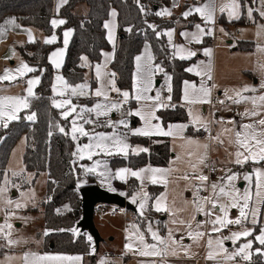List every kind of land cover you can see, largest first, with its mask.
Listing matches in <instances>:
<instances>
[{
  "label": "trees",
  "instance_id": "obj_1",
  "mask_svg": "<svg viewBox=\"0 0 264 264\" xmlns=\"http://www.w3.org/2000/svg\"><path fill=\"white\" fill-rule=\"evenodd\" d=\"M80 4L88 6L89 11L86 15L74 13ZM171 5V0H67L59 10V16L66 22L58 31L61 38L63 29L73 28V36L62 68V75L66 82L70 86L84 84L87 68L83 66L82 58L87 57L94 65L101 61L102 53L110 49L104 25L111 10L115 9L118 22V42L111 63V71L115 73L117 88L121 91L132 92L136 57L143 51L144 46L149 44L153 51L154 64L163 67L171 75L173 103L158 112L159 118L163 125L188 123L187 110L180 102L184 82L197 81V77L188 72V68L196 61V58L180 60L174 57L163 32L172 28H177L179 31L192 28L200 20L197 16L190 17L189 21L184 19L183 11L190 4L181 6L177 13L168 18L156 15L157 12ZM8 16L16 17L24 28H34L49 36L54 32L52 20L56 16L55 3L54 0H0V24ZM220 23L226 30H230L231 27L245 25L247 21L243 13L237 20L228 22L221 19ZM60 45L61 39L57 43L37 40L19 48L22 58L34 69L31 73L40 75V83L35 96L28 98V110L7 127L0 126V185L13 148L25 136L27 141L24 154L26 170L37 176L46 173L48 177L47 199L43 203V221L47 235L44 238L42 251L82 255L84 264H94L96 246L93 251L92 243L87 236L88 232H83L78 228L83 214L80 183L84 180V170L78 156L73 155L77 151L79 141H86L88 137L81 140L77 137L73 140L71 135L73 116L65 118L62 115L64 109L53 105V100H57L52 91L55 68L49 61V55ZM254 47L253 41H237L234 49L247 52L252 51ZM91 85L92 88L96 87L95 80H92ZM94 101L85 102L90 104ZM134 108L135 102L131 101L130 110ZM33 113H35V120L28 121L26 115ZM129 122L128 131L136 128L140 124V119L131 116ZM60 128H63L65 132H60ZM110 130V127H106L100 131ZM187 135L200 136L203 133L194 131L191 126H188ZM130 142L132 146L140 145L147 151L138 154L107 156L105 160L113 169L139 170L142 167L166 168L169 166L173 153L168 137L130 135ZM87 181L85 186L95 184L91 176ZM115 182L125 191V194L121 195L127 199L139 189V182L134 177L127 181L116 180ZM163 190L162 186L150 185L148 187L150 203H153ZM64 206H69V209L61 212ZM150 211L152 213V209ZM72 228L78 229L77 235L73 234ZM3 252L1 250L0 255Z\"/></svg>",
  "mask_w": 264,
  "mask_h": 264
},
{
  "label": "rangeland",
  "instance_id": "obj_2",
  "mask_svg": "<svg viewBox=\"0 0 264 264\" xmlns=\"http://www.w3.org/2000/svg\"><path fill=\"white\" fill-rule=\"evenodd\" d=\"M217 2L221 7L222 5L230 4L231 0H218ZM242 3L246 5L248 10L252 9L250 8L248 0H239L240 7ZM250 17L253 18V13H251ZM54 20L65 21V19L60 16L55 17ZM6 26L7 28H5V25L2 27L4 31L2 34H0V75H4L5 70H10L9 75L15 78L0 81V98L22 97L27 98L28 102V98H31L36 94V89L40 83V75H35L31 72H25L24 75H20V73L17 72V69H20L22 65H27L28 67H30L22 58L19 52V48L31 41L38 40L39 38L41 39L43 37V34L40 33V31H38L37 29L33 28H21L20 26L15 27L8 23H6ZM61 26H63V24H57L56 26H54L55 28L53 34L56 36L55 43L59 42L61 39V45L58 46L55 50H53V52L63 50L65 57L63 40L64 31L67 28L63 29V34L60 38L58 31ZM247 26L249 25H238L237 27L239 28V34H237L236 40L232 41L236 42L238 40L248 39L249 41H253L256 45L255 47L257 50V55L254 56L256 63L254 66V70H252V87L256 89V91H252V98L264 95V88L261 87V84H264V25H258L257 28ZM234 27H231L229 30L231 34H225L222 32H218V34L216 33L215 39L217 44H219L223 48H229V45L227 43L229 40L227 38L230 35L233 36ZM252 35V39L246 38L251 37ZM29 36H31V39H29ZM62 57L63 55L52 57V60L55 59L59 63H61ZM63 65L64 62L62 66ZM54 67L55 74H58V76L62 77V67ZM164 70L167 71L166 69ZM215 75L217 79L223 80L225 78L224 68L222 67L221 61L219 59L215 67ZM232 77L233 82H230V88L235 89L236 92H242L240 87H237L234 84V82L238 83L236 82V80L238 79L236 77V74L234 73ZM30 79L39 80V83L32 86V96H29L27 92V88L29 87L28 80ZM256 81L257 83H255ZM90 91L91 88L89 85H87V87L83 89V95H79L81 97L79 100L90 97V94H86V92ZM155 91H157V88L155 89ZM114 93L116 94L117 92ZM115 94H112V96L108 100L102 99L97 102L103 104L121 102V108L119 110H112L107 116H99L102 118V121L100 123L101 126L93 125L92 127V124L97 123V121L93 120L94 118L91 117V113H84L85 118L92 119L94 121V123L90 124L91 126L88 123H84V121L82 119H79L77 115L81 108H93L96 105L95 103H93L92 106H89L85 103L78 104L75 103L76 101H71V104L73 106H76L77 108V111L71 114L73 116L72 120H76L77 124L83 125L85 131L89 133V136H81L79 133H77V137L79 139H83L84 137L92 139V129L94 127H97L99 130L100 128H102V126H106L108 120H111L115 123V126L122 127L121 131L115 133V135L120 136L122 139H124V142L129 145V148L126 150L127 155L129 153L137 154L140 151L136 152L134 151V149H142L143 147L140 145L132 146L129 142L131 134L127 132L128 126L130 124L129 119L131 116H134L128 115L127 113L129 111H133L124 110L123 101L118 99ZM64 97L65 96H62L60 100L67 98V96L65 98ZM248 104L250 106L247 110L241 112L240 120L235 119L234 110L229 107H226L225 109L216 107L213 111L208 110L206 113H204L203 107L201 106H189L190 123L194 126L196 130H203L205 132V135L196 136L193 138H179L178 136H174L178 138H174L172 143V153L175 157L172 159L171 164L168 167V178L166 180L168 183L163 194L157 198L160 199L163 197L161 207L167 208L168 211H158L159 213L156 214L157 216L155 217L156 222H163L165 228L164 231L161 232L163 228H161V225L159 223L155 222V228H153L151 231H156L160 237H168L169 230H171L173 238L175 239V241H177V243L171 244V242H168V245H175L176 247L179 246V248H177V251L179 252L192 253L197 249H201L205 245L208 247L207 241L209 238H212L213 241L218 238L223 239V237L230 236L232 232L243 231L244 229L251 230L252 234L248 237H240L238 240H236L235 243H233L232 240H223V248L227 250V253H235L243 244L247 243L248 241L252 242V247L247 250L249 254L251 253L255 243L259 245V251H264V245H261L259 241L256 240V237L261 234V229L264 228V204L259 205L260 213L257 217L256 224H252L251 220L249 219L248 221H245L243 225L229 224L227 225V227H223L219 232H213L212 224L210 223V221L214 219L216 215H223L222 213H220L219 207H217V209L213 211L211 216L195 211V204L197 202L203 204L206 211L211 208V204L206 203L202 198L212 197L214 195L211 189V185L213 183L217 185H227V180L222 179L226 178L227 175L236 174L237 179L234 181V186L236 189H239L241 193H243L244 190L249 187H251L253 193L255 192L256 176L254 170H264V161L255 163L249 160L244 164H236L235 152L237 149L234 144L229 143V140L234 141L235 131H242L241 125L254 123L259 119L264 118V105H262L259 100H257V103L254 105L250 99L248 101ZM79 106L80 108H78ZM26 110H28V107H21L17 111L16 114L18 116V119ZM253 110L260 112V115H244V113ZM217 112L220 115L219 118L216 117ZM114 114L117 116L113 117ZM29 115H26V119ZM122 119L126 121L128 125L127 127L118 123ZM15 120H8L7 115H5L4 117L0 118V126L5 127V123L8 126L12 121ZM225 129H230L232 131H225ZM218 134H220L223 143H219L216 140L212 139ZM112 135H114V133L108 136ZM204 145H207V149L203 147ZM26 146L27 141L26 137L24 136L17 142L10 154L5 174L0 185V188L7 189L3 196H0V225L11 224L12 234L10 238L18 241V243L9 245L6 239L0 238V251H4L3 254L0 255V264H36V257L42 256L46 253L42 251V249H44V238L47 235L45 234L47 233V231L44 227L43 221V203L47 199L46 184L48 177L46 173H41L37 176L35 173L26 170L24 164V154L26 151ZM110 150L112 151V154L125 155L124 152H121L119 150L111 148ZM107 155L109 154L102 151L97 152V150H95V154L92 156V159L89 160L87 158V153H85V162H82V159H80L78 155L79 162L81 163V166L84 170V180L80 183V187H85L88 182V177L91 176L93 177L94 182L101 183V187L103 189L107 191H121L125 193V191H123L120 187L116 185V182H114L115 185L113 186L110 185V183L114 179L126 181L130 177H132L130 172L125 173V179H120L119 177H117L116 173L121 169H129L131 171L136 170L130 168L111 169L110 166L105 163V156ZM201 155H206L205 164L203 165L198 164V157H200ZM210 160H213L217 164L216 169L218 171L219 176L211 181H209L208 179L206 182H204L203 185H201V182L196 177L200 174L207 176L204 172V167L206 163ZM97 161L100 162V165L99 167H97L96 172H86L85 169L94 167ZM190 163H196L197 170H194L190 166ZM101 172H104L105 175L101 176ZM245 175L252 176L251 184L249 183V181L244 179ZM185 176H187L188 178L184 179L183 177ZM200 188L204 191L203 195H198V190ZM142 193H147L145 186H141V188L137 191L136 198L139 200V202L138 210L135 214L137 216H142L143 218L147 219L151 209H154L156 211L157 199L155 200L154 205L152 206V203H150V198L147 193L148 199L144 201L145 207L143 210H141L139 205L141 202ZM188 193L193 194V197L198 198V200L194 202L191 197L187 196ZM9 199L12 200L14 203L11 205L7 204L6 201ZM254 200L255 196L253 195V201ZM15 202H20L24 206L16 208ZM220 202H226V198L221 197ZM251 206L252 203L250 202V207ZM68 209L69 206H64L61 209V212H65ZM193 216L195 217V219L192 218ZM238 216V208L229 209V219L235 220ZM132 218L133 216H130L129 222L127 224V230H129V235L132 231H134L135 228L138 229L140 225V223L136 222L138 221V219L134 221V219ZM139 218L141 219V217ZM164 218L166 219L162 221V219ZM174 220L177 222L173 223ZM179 221H184V223H180ZM97 222L98 221L95 219V224L97 228H105V226L100 225ZM198 222L200 224L199 228H197ZM189 224L191 225V229H189L188 227ZM149 226L151 227V225ZM189 230H192L193 232H204L205 235L198 241L194 242V240L188 236ZM7 231L8 229L5 228V232ZM71 231L74 235H77L78 233V229L72 228ZM87 236L88 238L91 237L90 241L92 243V250L94 251L95 244L93 238L89 233H87ZM103 240H105V243L107 242L106 238H103ZM215 249L216 245L214 244L213 250ZM208 251H210L209 248ZM220 254L221 257H226L224 253ZM26 256L27 262L25 261Z\"/></svg>",
  "mask_w": 264,
  "mask_h": 264
},
{
  "label": "crops",
  "instance_id": "obj_3",
  "mask_svg": "<svg viewBox=\"0 0 264 264\" xmlns=\"http://www.w3.org/2000/svg\"><path fill=\"white\" fill-rule=\"evenodd\" d=\"M217 1L218 0H171L172 5L169 8H166L168 11L171 12V15H162L165 18L171 17L173 14L177 13V10H180L181 6H183L185 4H190V5L188 8H186L183 11V13L188 11L189 9H193L195 7H201L204 4H210L215 8L214 22H207L199 13L193 12L192 15H189L187 17H185L183 15V17L186 21H189L188 19L192 16H197L199 18L200 21L196 22V24L192 28H184L181 31H179L177 28H172V29L165 30L163 32L165 34L167 40H168L170 48L173 51L174 57H176L177 59H180V60H191L193 58H196V61L192 65H190V67L188 68V69L191 68L193 70L188 71V72L191 73L192 75L196 76L197 81H187V82L190 85H195L197 89L200 88L201 86L209 89L210 95L207 97L209 102H210L211 98L214 96H218L220 98V103L215 105L213 108L208 106L209 102L189 104L184 100V89H185V82H184L182 100H181L180 104L186 108L187 113H188V117H189V122L186 124H184V123H173V124L163 125L161 119L159 118L158 112L164 108H167V107L159 108L155 112V116L158 117L159 119L158 120L153 119L152 123L153 124L159 123L165 131L168 130V127L170 125H173V126L174 125H184L185 126L183 128V130H180V131H177L174 129L173 134L169 135V136L149 135L152 137H168L170 140V144H171V150H172V143H173L174 138H178V137L179 138H193V137H196L193 135L192 136L187 135L188 126H191L194 131H201L203 133V135H205V132L203 130H196L194 128V126L190 123L189 106H201V107H203L204 113H206L208 110L213 111L216 107L221 108V109H225L226 107H229V108H232L234 110L235 119H237V120L241 119V112L242 111L244 112V110H247L250 106L248 104V101L250 99H248V100L241 99L239 103L234 102V100L240 99V98L236 97V95H235L236 90L233 88H230V82L233 79L232 75H234V73H235L236 77L238 78L236 80V82H238V83L234 82V84L237 87H240L241 90H243L245 87L253 88L252 87V84H253L252 83V78H253L252 70H254V66L256 63V60L254 57L255 55H257L256 47H254V49L252 51H247V52L237 51L234 49L237 41L236 42L232 41V40H236V38L231 39L232 35H230L227 38L229 40L227 42L229 45V48H223L219 44H217L215 38H216V33L218 34V32H222L225 34L230 33L229 30H226L224 28V26L221 25V23H220L221 19L227 20L228 22H231V21L239 19L243 15V13L245 14V17H246V21H247L246 24L249 25L247 27L257 28L258 25H264V16L260 15V12L264 11V2H262V0H248L250 8H252L253 18H251L248 15V9H247L246 5H244V3H242L240 9H238L239 18H230L228 15L227 9L224 12L220 11V5ZM54 3H55V15H56L55 17H57V16H59L60 8L65 3H62V0H54ZM88 11H89V8L87 5L80 4L76 7L74 13L78 14V15H86L88 13ZM113 11H115V13H116L115 17L112 16ZM54 18H53V20H54ZM11 19H14L15 22L21 28H24L19 23L18 19L16 17H13V16L6 17L2 21V23L0 24V28H2L4 25H5V28H7L6 21H9ZM65 22H66V20H65ZM106 23H108L110 25V28H111V35H112L111 40L109 39V29L106 28L107 39H108L109 44H110V49L104 51L102 53L101 61L98 63H95L94 65L91 64L90 60L87 57L82 58V64L85 68H87L86 81L84 84L89 85L91 88V91L86 92V94L87 93L90 94V97H87L84 100L82 99V101H80L79 99L81 97L79 95H76L75 98H74V96L71 95L70 88L65 91L64 96L65 97L67 96V98H70L71 101H76L75 103L88 104L85 101L95 100L94 102L90 103L93 105V103L97 104L98 101L104 99L103 96L96 97L95 91L97 89L101 88L102 83L107 84L110 77L105 75L101 79H98L96 77V66L97 65L101 66L102 73H113L111 71V63L114 59L116 46H117V42H118V22H117V11L115 9L111 10L110 16H109L108 20L105 22V24ZM64 24L65 23H63V25ZM196 25H200L201 28L204 29V33H200L199 30L196 28ZM66 28L67 29L64 31V34H65V32L70 31L71 35L67 38L68 39L67 46H65V43L63 44L64 45V51H65V57H64V53H63L62 61L60 63L59 68H61V67L63 68V66H64V65L62 66V64H63V62L65 63L64 60L66 58L67 50H68L69 44H70L72 36H73V28L72 27H66ZM169 31L172 32L171 41L169 40V37L167 35V33ZM40 33H42V32H40ZM194 33L197 34V36L199 38L198 41H197V39L193 38L192 34H194ZM238 34H239V28H238ZM53 36H55L53 33L49 36H46L43 34V37L41 39L39 38L38 40H40L41 42H45L46 39H50ZM236 37H237V35H236ZM178 38H180V40ZM246 38L252 39L253 35L251 37H246ZM64 40H65V35H64ZM64 40H63V42H64ZM34 41H37V40H34ZM34 41H31V42H34ZM238 41H249V40L246 39V40H238ZM31 42H29V43H31ZM230 42H232V43H230ZM53 43H55V41ZM146 50H147V52H146ZM206 50H210V55H205ZM190 52H194L195 55L189 56ZM52 53H54V52L52 51L50 53L49 61L54 67L55 64L52 63V57H53ZM147 54L151 55L152 65H153V67H155L156 65L154 64L153 51H152L149 44H146L144 46L143 51L138 56H142L146 60ZM181 56H184L186 58L181 59L180 58ZM84 58H86V59H84ZM218 59L221 61L222 67L224 68V77L225 78L223 80L217 79V77L215 75V67L217 65ZM141 64H144V60L141 61ZM233 66H234V68H233ZM160 68L163 69V72H155L154 73V75L152 77V79H153V90L148 93V95H151L153 97H155V94H156L155 89L156 88H157V90L160 91L161 86L163 84L171 83V80L168 81L166 78V76L171 77V75L168 73V71H165L163 67H160ZM136 71H137V61L135 60L133 89H132V92L128 91L130 93L129 101L135 102V108L132 109L133 112L141 109L143 107V104H144L143 101L138 102L134 98H131V97H134L136 94V90L134 88ZM197 73H200V74L198 75ZM209 75L211 76V79L208 78ZM57 76H58V74L54 75L53 86L55 85L57 88V92H59V91L63 90V84L56 80ZM160 76H163V77L161 78ZM62 77H63V75H62ZM63 80L66 81L64 79V77H63ZM92 80H95V82H96L95 88H92V85H91ZM158 80H160L159 86L156 84ZM210 81L213 82V87L209 86ZM255 83H257V81ZM115 86L117 87L116 79H115ZM72 87H75V86H72ZM122 92H124V91H121V93ZM53 94H54V96L57 97L56 101H60L62 96L57 95L55 93H53ZM112 94H115L114 91H111L109 89L108 90V99H110ZM119 95L122 96L119 93L115 94V96H119ZM241 95L243 97L251 98L252 91H248V92L242 91ZM168 96H171V92H170V94H168ZM229 96L233 97V99H228ZM67 98H65V99H67ZM166 101L167 102H165V103H167L169 106H171L173 103L172 99L170 101H168L166 99ZM221 101H223V103H221ZM148 103H151V102H148ZM90 104H88V105H90ZM78 108H80V106ZM129 110H127V111H129ZM116 116L117 115H115V114L113 115V117H116ZM134 116H136V115H134ZM219 116L220 115L217 112L216 117L219 118ZM91 117L94 118L93 120L97 121V123L92 124V127H93V125L94 126L100 125V123L102 121L101 117H97L94 113H91ZM136 117H138L140 119V124L136 128L131 129L130 131H127L131 135H133L132 134L133 130L138 129V128H143L145 126V122L139 116H136ZM106 127H110V126H102V128H100L99 131H98L97 127H94L93 129H96V130L92 129V137L95 136V134H97V133H104L105 135H110L113 133L115 134V133L120 132L122 129V127L112 126V127H110L111 128L110 131H107V132L100 131ZM203 135H200V136H203ZM137 136H142V135H137ZM174 136H178V137H174ZM81 139L82 138H80V140ZM93 142L94 141L89 138L86 141H79L78 146L83 147L84 145L89 144V143H93ZM129 142H130V139H129ZM142 149H145V148L143 147ZM95 150H97V152L100 151L99 149H95ZM141 152H144V151H140L139 153H141ZM78 155L79 154H77L76 156H78ZM111 155H116V154H111ZM117 155H119V154H117ZM107 156H110V155H107ZM107 156H105V157H107ZM174 157L175 156L173 155V157L171 158V161ZM83 160L85 161V159H82V161ZM171 161H170L169 165L171 164ZM105 163L107 165H109V163L106 160H105ZM213 163L215 164V166L217 168V164L214 161H213ZM168 167H166V168H157V167H142V168H140L139 170L148 169V168L162 169V170H164V174H160V173L156 174V178L158 181L157 183L151 182V177L153 175L151 172L142 173L141 175H142V177H144L143 180L137 179L136 177H134L139 182V189L141 188V186L142 187L145 186L146 192L148 193V187L150 185L162 186V187H164V190H163V192H164L166 185L168 183L166 181L168 178V171H169ZM110 168L113 169L111 166H110ZM139 170H136V171H139ZM116 180L125 181V180L114 179L113 181H111L110 185H112V186L115 185L114 182ZM95 185H99L101 187V183L95 182ZM137 191L127 200L132 205H134L136 207V209L138 210L139 200L136 198V202L133 203V197H136ZM110 192L118 193L120 195L125 194L121 191H110ZM163 192L159 196H161L163 194ZM191 195H193V194H190V193L187 194L188 197H191ZM148 196H149V193H148ZM155 200H154V202H155ZM154 202L152 203V206L154 205ZM158 213H159L158 211H155L154 209H152V213L150 211L148 218L145 219L142 216H137L133 212H129V215L131 217L133 216L132 219H134V221H136V219H138V221H136L137 223H140L138 230H139V233H142L144 235L146 244L151 245V244L157 243L155 240L152 239L151 231L149 229L152 230L153 228H155V226H154L155 222H156L155 217L157 216L156 214H158ZM130 216H128L126 219L122 216L111 218L110 224L102 222L100 220H97L98 224L105 226V228H103V229L98 228V230H99L102 238L107 239V242L106 243L102 242L100 245V248L99 249L96 248L97 252L95 253L96 257H95V263L94 264H111V263L123 264L124 262H126V264H256V263H264V251H262V252L259 251L260 247L257 243H255V245L253 246V249L250 253V258L248 260L243 259L242 256H236L233 260H228V259H226V257H221V254H218L216 256V259L209 260V259H207V254L209 251H208V247L206 245L204 247H202L201 249H197V250L193 251L192 253H186V252L184 253V252L177 251V248H179V246L176 247L175 245H168L167 244V246H166V245H159L158 244L157 248L163 250V251H161L160 255H140V252L144 251L145 249H144V246L139 243L136 235L134 234V233H136L137 229L135 228L134 231H132L130 235H129V230H127V224L129 222ZM139 217H141V219ZM165 219L166 218L162 219V221ZM139 220H140V222H139ZM148 222H149V224H148ZM156 223H159L161 225V228H163V230L161 232H163L164 228H165V226L163 225V222L157 221ZM149 225H151V227ZM123 229H124V232H121V230H123ZM111 238H112V240H110ZM162 238L167 240V237H165V236H163ZM130 240L134 242L131 250L126 248V244H128V242H130ZM149 251H151V249H149ZM122 254H125L124 259L121 257ZM42 256L80 257V259L79 260L64 259V260H58V261H47V260L37 261L36 260V264H84V262H85L84 256H82V255H69V254L46 252ZM238 258H240L241 261H239Z\"/></svg>",
  "mask_w": 264,
  "mask_h": 264
},
{
  "label": "snow or ice",
  "instance_id": "obj_4",
  "mask_svg": "<svg viewBox=\"0 0 264 264\" xmlns=\"http://www.w3.org/2000/svg\"><path fill=\"white\" fill-rule=\"evenodd\" d=\"M67 0H62V3H66ZM264 2V0H262ZM240 7L239 0H231L230 4L227 5H222L220 7V11L224 12L226 9L228 10V15L230 18H239V13L238 9ZM214 11L215 8L210 5V4H204L201 7H195L193 9H189L188 11L184 12L183 15L185 17L192 15L193 12L199 13L207 22H214ZM252 9L248 10V15L251 16ZM156 15H171V12L168 11L167 9L162 10L161 12H157ZM261 16H264V11L260 12ZM112 16L115 17L116 13L115 11L112 12ZM6 23L13 25L15 27H19V25L16 24L14 19H11L9 21H6ZM65 21L63 20H53L52 24L53 26H56L57 24H63ZM105 28L109 29V39H112L111 35V28L108 23L104 25ZM150 27H154L150 25ZM196 28L199 30L200 33H204V29L201 28L200 25H196ZM4 31L3 28H0V34H2ZM130 31V29H129ZM65 46H67L68 43V37L71 35V32H65ZM157 35H160V33H157ZM169 40L171 41V36L172 32L169 31L167 33ZM186 35V34H185ZM193 38L197 39L198 41V36L197 34H192ZM29 39H31V36H29ZM56 40V37L53 36L50 39H46L45 43H53ZM147 52V50H146ZM63 55V50H60L58 52L52 53L53 57L57 56H62ZM195 55L194 52H190L189 56ZM205 55H210V50L205 51ZM181 59H184L186 57L181 56ZM86 59V58H84ZM144 60V64H141V61ZM137 61V71H136V78H135V83H134V88L136 90V94L134 97L135 100L138 102L143 101V107L135 112L129 111L127 114L128 115H136L139 116L144 122L145 126L143 128H138L133 130L132 134L133 135H142V136H149V135H165L169 136L173 134V130H183L185 127L184 125H170L168 127V130L165 131L159 123L153 124L152 120L153 119H159L158 117L155 116V112L159 108L163 107H168L169 105L165 103V101L161 98V92L159 90L156 91L155 97L148 95L149 92L153 90V75L155 72H163V69L160 68L159 66L153 67L152 65V57L150 54H147V59L145 60L144 57L142 56H137L136 57ZM52 63L55 64L57 68L60 67V63L53 59ZM193 69H188V71H192ZM10 70H5L4 75H0V81L3 80H10L14 79L15 77H12L9 75ZM34 71L33 68L28 67L27 65H22L20 69H17V72L20 73V75H24L25 72H32ZM198 75L200 73H197ZM109 76L110 79L108 80L107 84L101 85V88L97 89L95 91V96L96 97H101L103 96L105 100L108 99V90L110 89L111 91L117 92L122 95L123 97V103H127L130 99V93L128 91H124L121 93V90L115 86V73H102L101 71V66L97 65L96 66V77L98 79H101L103 76ZM167 80L170 81L171 77L166 76ZM211 79V76L209 75L208 77ZM57 81L61 82L63 84V90L57 92V88L54 85L53 86V93L64 96L65 91L70 88L71 90V95L76 96V95H83V89L87 87V85L81 84L77 85L75 87H72L67 84L66 81L63 80V77L57 76ZM39 83L38 79H30L28 80V85L29 87L27 88V92L29 96L33 95V89L32 86ZM261 87L264 88V84H261ZM171 84H168V91L171 92ZM243 92H248V91H256L254 88H248L245 87ZM210 95L209 89L201 86L200 88H196L195 85H190L187 81H185V89H184V100L189 103V104H196V103H206L209 102L207 97ZM236 97H239L240 99L234 100V102L239 103L241 99L243 100H248L251 99V102L255 105L257 103V100L264 105V95H260L259 97H243L241 95V92H236ZM168 101H170L172 98L171 96H168L166 98ZM228 99H233V97L229 96ZM7 102V104H6ZM151 102V103H148ZM223 103V101H221ZM53 105L56 108H63L65 111L62 113V115L67 118L70 116L73 112L77 111L76 106H73L71 104L70 99H63L60 101L53 100ZM28 102L27 98H22V97H2L0 98V118L4 117L7 115L8 120H15L18 119L17 116V111L22 107V108H27ZM121 108V102H115V103H108V104H103V103H97L93 108H81L79 113H77L78 118L82 119L84 123L92 124L94 121L92 119L85 118L84 113H95L97 117L99 116H107L112 110H119ZM246 116H259L260 112L258 111H250L244 113ZM29 121H34L35 120V113L29 115L27 117ZM120 125H124L127 127V123L125 120H120L118 122ZM5 127L7 124L5 123ZM106 126H115V123L111 120L107 121ZM242 131H235L234 136L235 139L229 140L230 144H234L236 146V152H235V163L236 164H244L248 162L249 160L259 163L261 161H264V118L259 119L258 121H255L254 123L250 124H243L241 125ZM207 130V129H206ZM60 132L64 133L65 130L63 128L59 129ZM225 131H232L230 129H225ZM77 133H79L81 136H89V133L85 131L83 125L77 124L76 120L72 121V128H71V135L72 139L75 140L77 139ZM51 134V133H50ZM66 135L68 133H65ZM212 139L216 140L219 143H223V140L220 137V134H218L216 137H213ZM92 140L94 141L93 143H89L84 145L83 147H77V151L73 153V155L79 154L80 159L85 158V153H87V158L89 160L92 159V156L95 154V149H99L102 152H105L109 155L112 154L111 149H116L121 152H124L125 155H127V149L129 148V145L124 142V139H122L120 136L117 135H112L108 136L105 135L104 133H97L95 136L92 137ZM205 149H207V145L203 146ZM134 151H147V149H134ZM191 155V154H190ZM206 160V155H201L198 157V164H205ZM100 162L97 161L96 165L92 168H87L85 169L86 172H92L95 173L97 167H99ZM190 166L194 169L197 170V164L196 163H190ZM255 192H252L251 187L246 188L243 193L239 191V189H236L234 186V181L237 179L236 174H231L227 175L226 179L227 180V185H217L213 183L211 185V189L214 193L212 197H205L202 198L206 203L211 204V208L206 211L203 204L201 203H196L195 204V211L199 213H204L205 215L211 216L213 211L219 207L220 213L223 215H216L214 219L210 221L212 224V231L213 232H219L223 227H227L229 224H236V225H243L245 221H248L249 219L251 220L252 224L257 223V217L260 213V208L259 205L264 204V170L261 169H255ZM131 176L136 177L137 179L143 180L144 177H142V173L144 172H151L153 175L151 177V182L152 183H157V178L156 174H164V170L162 169H153V168H148V169H142L139 171H131L129 169H121L116 173V176L119 177L120 179H125V173H129ZM15 175V173H14ZM101 176H104L105 173L101 172ZM184 179H187L188 177L185 176L183 177ZM200 182L201 185L204 184L208 180V177L200 174L196 177ZM244 179L249 181L251 184L252 182V176L251 175H245ZM6 188H0V196H3V194L6 192ZM253 195L255 196V200L253 201ZM221 197L226 198V202H220ZM148 199L147 193H142L141 194V202H140V209L143 210L145 207L144 201ZM163 197L160 199H157L156 201V211H168L167 208H162L161 203H162ZM7 204L11 205L14 202L12 200H7ZM136 202V197H133V203ZM250 202L252 203V206L250 207ZM24 205H22L20 202H15V207L20 208ZM230 208H238L239 210V216L235 219H229L228 218V213ZM142 214V212H141ZM195 219V217H192ZM177 221H173V223H176ZM180 223H184V221H179ZM135 227V226H133ZM189 229H191V225H188ZM200 227L199 222L197 223V228ZM5 228L8 229L7 232H5ZM11 229L12 225L11 224H6V225H0V238L6 239L8 244H15L18 243V241L11 239ZM151 231V229H149ZM47 234V233H45ZM137 237V240L139 241L140 244L144 246V251L140 252V255H160L162 249H158L157 245H166L168 242H171V244H176L177 241L173 238L172 231L169 230L167 240L164 238L160 237L156 231H151V236L152 239L155 240L157 243L156 244H146L145 243V238L142 233H139V230H136V233H134ZM251 230L244 229L243 231H237V232H232L230 236L223 237V239H216L213 241L212 238H209L207 241L208 248L210 251L207 254V259L209 260H214L216 259V256L220 253H224L226 256V259L228 260H233L235 256H242L243 259L248 260L250 258V254L247 252L248 249L252 247V242L248 241L247 243L243 244L235 253L228 254L227 250L223 248V240H232L233 243L236 242L240 237H248L250 236ZM205 235L204 232L196 231L193 232L192 230H189L188 236L192 238L195 241H198L200 238H202ZM91 240V237L88 238ZM256 240L259 241L261 245H264V228L261 229V234L256 237ZM133 241L130 240L128 244H126V248L132 249L133 246ZM216 245V249L213 250V245ZM151 249V251H149ZM64 259H75L79 260L80 257H60V256H40L36 257L37 261H58V260H64ZM25 261L27 262V256L25 257Z\"/></svg>",
  "mask_w": 264,
  "mask_h": 264
},
{
  "label": "water",
  "instance_id": "obj_5",
  "mask_svg": "<svg viewBox=\"0 0 264 264\" xmlns=\"http://www.w3.org/2000/svg\"><path fill=\"white\" fill-rule=\"evenodd\" d=\"M232 43V42H230ZM158 86L160 84V80L156 83ZM80 194L82 198V219L78 223V227L83 232H88L94 242L97 249L100 248L101 243L103 242V238L95 224V207L98 204H108V205H118L121 206L129 212L136 213L137 209L134 205H132L126 197L107 191L100 187L99 185H89L82 187L80 189ZM112 240V238L110 239ZM53 247V245H51Z\"/></svg>",
  "mask_w": 264,
  "mask_h": 264
},
{
  "label": "built area",
  "instance_id": "obj_6",
  "mask_svg": "<svg viewBox=\"0 0 264 264\" xmlns=\"http://www.w3.org/2000/svg\"><path fill=\"white\" fill-rule=\"evenodd\" d=\"M234 34L232 36L231 39H235L236 35L238 34V27H234ZM209 86L213 87V82L210 81L209 82ZM168 94H170V92L168 91V85L163 84L161 86V97L162 99L166 101V98L168 96ZM118 99L123 101V97L122 96H117ZM220 103V98L218 96H214L211 98L210 102L208 103V106L213 108L215 105ZM123 108L124 110H129L130 109V101H128L127 103H123ZM204 172L205 174L208 176L209 181L213 180L214 178H217L219 176L218 171L216 169L215 164L213 163L212 160L208 161L204 167ZM204 191L203 189H199L198 190V195H203ZM191 198L194 202H196L198 200V198L193 197V195H191ZM118 216H122L125 219L129 216V211H127V209L118 206V205H108V204H98L95 207V219L96 220H100L102 222L108 223L110 224V219L111 218H115ZM121 232H124V229L121 230ZM123 259L125 258V254H122L121 256ZM239 261H241L240 258H238ZM114 264V263H111ZM123 264H126V262H124Z\"/></svg>",
  "mask_w": 264,
  "mask_h": 264
}]
</instances>
